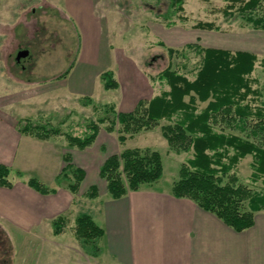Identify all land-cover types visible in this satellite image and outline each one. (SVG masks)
<instances>
[{
	"label": "rangeland",
	"instance_id": "rangeland-1",
	"mask_svg": "<svg viewBox=\"0 0 264 264\" xmlns=\"http://www.w3.org/2000/svg\"><path fill=\"white\" fill-rule=\"evenodd\" d=\"M64 1L0 0V77L6 80L9 78L24 80L31 84L57 80L74 56L76 59L85 41L88 45V37L83 27L67 11L65 5L74 2ZM167 5L166 0L161 2L155 0H98L95 6L108 35L107 40L114 47V52L110 56L112 71L117 77L119 76L120 68L116 58L118 54L125 57V62L131 63L130 59L134 60L140 68L148 93L152 91L157 94L161 90H168L165 85L158 82L156 77L169 62L172 70L185 74L189 80L193 79L199 67L200 57L194 51H187L184 57L173 56L169 60L168 49H181L174 42L176 32L183 31L187 33L191 42L204 46L202 42L210 43L214 33L228 34L251 29L237 11L239 3L229 9L232 5L230 0H210L209 2L184 0L183 11L180 13L184 20L178 19L180 17L178 15L164 20L162 16L170 12ZM262 8L263 10L258 13L264 11V5ZM225 11L228 13L225 14ZM169 21L174 24L167 27ZM199 22L213 23L219 31L198 30L195 26ZM43 30H46L44 36ZM167 40L168 45L163 42ZM24 49L29 51V56L21 59L19 63L15 62L16 53ZM115 49H118L117 52ZM182 65L185 69L181 67ZM96 68L99 66L90 65V60L87 58L74 66L70 72L68 81L75 88L74 92H80L82 95H70L69 85L58 90L60 83L40 88V90L48 91L40 96L41 102H37L38 98L29 100L30 103H39L38 111L34 110L37 108L32 105L27 106L29 107L27 116H31L29 119L46 124L48 127L58 128L62 133L82 136L89 122H96L105 116V106H111L117 110L125 98V86L119 90H105L101 80L94 77ZM251 77L256 82L253 87L261 92L257 104H264V67L260 65V62L255 66ZM40 90H34L29 94ZM87 99H90L92 103L85 105ZM204 106L205 104L199 105L200 108ZM167 125L168 122L160 121L151 130L127 140L124 147L119 145L115 132L105 131V124L99 126L97 140L85 150L69 148L63 135L57 136L58 139L54 141L52 139L50 144L43 146L47 149L54 147V144L58 145L61 156L71 153L74 161L85 168L88 181L97 185V198L92 200L86 197L91 186L81 189L78 194L73 195V202L66 203V209L61 214L55 210L51 198L43 203L39 198L43 196L28 188L27 182L30 178L40 180L37 166L33 167L31 164L37 162L36 152L39 153L42 147L35 149L36 151L30 150L28 160L31 164L26 167L29 172L24 171L23 174H19L15 168L10 169L8 180L13 185V189L10 195L6 196L7 200L12 198L17 204L22 202L26 204L30 210L34 211L36 217L21 218L15 221L14 215L19 214L17 209L6 205L5 209L10 217H7L5 221L0 218V236L6 241H4L5 247L10 251L8 255L0 253V258L6 259V264H113V260L108 256L104 253L101 255L102 249H106L104 239L99 244L101 252L98 256L92 255L94 249L91 243L75 239L74 219L78 214L87 213L92 216L100 228H104L98 217L101 206L104 201L113 199L107 194L105 182L99 178L98 171L101 163L109 155L118 154L123 149L147 148L159 153L163 173L158 181L148 187L157 191H166L178 180L180 165L188 155L175 154L168 149L161 135V128ZM250 164L251 157L247 156L238 166V176L242 183L259 191L262 188L260 181L251 184ZM67 185L65 181L60 184L54 181L50 189H58L59 192L66 193L69 191ZM29 191L37 196L32 197ZM59 216L64 219V224L62 233L56 236L53 234L52 224Z\"/></svg>",
	"mask_w": 264,
	"mask_h": 264
},
{
	"label": "trees",
	"instance_id": "trees-1",
	"mask_svg": "<svg viewBox=\"0 0 264 264\" xmlns=\"http://www.w3.org/2000/svg\"><path fill=\"white\" fill-rule=\"evenodd\" d=\"M166 1L170 12L164 14L163 19L180 16L184 0ZM230 1L229 9L239 3L237 11L252 30L264 31V11L258 13L263 10L264 0ZM178 19L184 20L181 16ZM173 24L169 21L167 27ZM195 28L219 31L213 23L199 22ZM45 33L43 30V36ZM159 45L163 46L162 43ZM187 51H194L200 57L192 80L172 70L169 62L156 77L168 90H161L148 102L139 101L128 113L105 106V116L89 122L82 136L62 133L58 128L29 118L17 122V131L40 141L63 135L69 148L82 151L95 142L102 124H105L106 132L117 134V141L123 146L127 140L164 120L168 125L161 128V135L168 149L175 154L188 155L180 165L178 180L171 186V195L192 201L230 229L242 232L253 226L256 213L264 212V104H257L261 92L253 87L256 82L251 77L258 59L247 53L204 49L198 44H188L179 50L168 49L167 54L171 60L173 56L184 57ZM74 62L75 56L58 79L69 73ZM260 65L264 67V58ZM181 67L185 69L184 65ZM99 78L105 90L118 88L111 71L103 72ZM91 103L87 99L84 104ZM200 104L205 106L200 108ZM247 156L251 157V184L260 181L262 188L259 191L242 183L238 176V166ZM62 161L63 167L55 182H67L68 190L78 194L85 173L72 163L69 153L62 156ZM162 173L159 153L147 148H133L109 155L101 164L98 176L105 182L110 198L117 200L155 183ZM8 175L9 169L0 164V188H12ZM27 185L42 195L55 193L35 178H30ZM86 197L97 198V187H90ZM63 224L62 217L53 221L54 235L62 233ZM73 235L77 241L91 243L93 256L100 254L99 244L104 232L89 214L81 213L75 217Z\"/></svg>",
	"mask_w": 264,
	"mask_h": 264
},
{
	"label": "crops",
	"instance_id": "crops-1",
	"mask_svg": "<svg viewBox=\"0 0 264 264\" xmlns=\"http://www.w3.org/2000/svg\"><path fill=\"white\" fill-rule=\"evenodd\" d=\"M72 2L74 3L65 4L67 11L83 27L88 37V45L85 41L80 47L75 64L69 73L63 78L40 84L0 77V164L9 169V174L11 168H15L19 174H23L24 171L29 172L26 169L28 164H31L28 160L29 151H36L42 147L39 153L36 152L37 162L31 165L37 166L39 181L49 188L54 185L63 167V161L58 145L54 144V147L47 149L43 146L50 144L52 139L54 141L58 138L40 141L21 135L17 131V122L31 117L27 116L29 111L27 106L32 105L37 108L34 110H39V103H30L29 100L38 98L37 102L42 101L40 96L48 90H40V88L60 83L58 90L69 85L70 95H82L80 92H74L75 88L68 81V76L74 66L88 58L90 65L99 66L94 77L99 78L103 72L111 71L118 83V88L115 90L125 86V98L119 108L115 109L117 112H131L139 101L148 102L159 94L152 91L148 93L140 68L134 60L130 59L131 63L125 62V57L117 53L119 76L117 77L112 71L110 56L114 52V47L107 40L108 35L96 12L95 6L98 0H72ZM175 36L174 42L177 47L183 48L188 44H194L183 31L176 32ZM163 42L168 45V40ZM202 44L204 46H200L204 49L254 55L258 59L256 65L264 58L263 30L244 29L228 34L214 33L210 43L202 42ZM117 50L115 49V52ZM34 90L40 91L29 94ZM124 146L125 144L122 147ZM70 155L72 163L85 173L83 186L80 185L79 191L89 186L97 187L94 182L88 181L85 168L74 161L71 153ZM12 189L13 185L11 189L0 188V218L5 221L10 217L5 209L6 205L17 209L19 214L12 216L16 218L15 221L36 217L34 211L23 202L17 204L9 197L7 200L6 195H10ZM170 191L171 186L166 191L143 187L137 192H129L120 199L104 201L98 216L104 226L101 229L104 232L102 239L105 240L106 248L102 249L101 255L104 253L108 256L113 260V264H264V212L255 214L251 228L235 232L192 201L174 198ZM29 192L32 197L37 196ZM39 195L43 196H38L43 203L51 198L58 214L65 211L66 203L73 202V195L75 196L70 191L61 193L58 189H55L54 194H48L50 197Z\"/></svg>",
	"mask_w": 264,
	"mask_h": 264
},
{
	"label": "flooded vegetation",
	"instance_id": "flooded-vegetation-1",
	"mask_svg": "<svg viewBox=\"0 0 264 264\" xmlns=\"http://www.w3.org/2000/svg\"><path fill=\"white\" fill-rule=\"evenodd\" d=\"M6 239V238H5ZM5 240H2L1 239V236H0V253L3 254V255H8V252L10 251V249H7L5 247V243H4ZM6 242V241H5ZM0 264H6V259H2L0 258Z\"/></svg>",
	"mask_w": 264,
	"mask_h": 264
},
{
	"label": "water",
	"instance_id": "water-1",
	"mask_svg": "<svg viewBox=\"0 0 264 264\" xmlns=\"http://www.w3.org/2000/svg\"><path fill=\"white\" fill-rule=\"evenodd\" d=\"M29 56L28 50H19L15 55V62L19 63L21 59H25Z\"/></svg>",
	"mask_w": 264,
	"mask_h": 264
}]
</instances>
